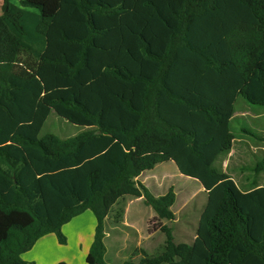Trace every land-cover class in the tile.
<instances>
[{
	"label": "trees",
	"instance_id": "obj_1",
	"mask_svg": "<svg viewBox=\"0 0 264 264\" xmlns=\"http://www.w3.org/2000/svg\"><path fill=\"white\" fill-rule=\"evenodd\" d=\"M18 2L0 15V264H34L22 256L50 234L66 245L87 211V263L104 264L120 201L176 218L174 188L156 197L138 180L169 161L207 205L192 244L159 224L164 249L141 264H264V187L243 191L216 166L237 98L264 105V0ZM52 112L87 130L40 138Z\"/></svg>",
	"mask_w": 264,
	"mask_h": 264
},
{
	"label": "rangeland",
	"instance_id": "obj_2",
	"mask_svg": "<svg viewBox=\"0 0 264 264\" xmlns=\"http://www.w3.org/2000/svg\"><path fill=\"white\" fill-rule=\"evenodd\" d=\"M235 111L230 127L237 140L236 150L239 151L240 146L249 147L248 154L253 156L249 155L243 160L238 156L228 158L229 153L222 154L216 166L223 172L227 171L241 187L244 180L259 181L264 185V170L259 172L256 169L257 165L264 161V141L260 143V138H264V105L250 103L243 96H239ZM86 130L87 128L74 125L52 112L41 131L40 138L52 134L66 140ZM138 180L156 197L164 196L174 188L178 196L176 204L172 207L176 218L159 219L143 198L129 197L120 201L105 222L104 242L107 251L104 255V264L127 262L141 264L144 255L153 256L161 253L166 234L159 229L160 225L168 226L172 230L177 244H192L196 238L199 221L208 201L201 183L183 176L172 161L159 164L154 170L145 172ZM130 201L133 202L126 221L125 212ZM123 209V218L120 223H116L115 217ZM156 227L158 230H155ZM95 229V216L92 211H87L64 226L63 233L68 238L66 245L60 244L54 234L48 235L38 241L22 258L26 261L30 259L36 261L37 263L31 262L34 264H51L60 259L67 264H89L83 254H79L78 257L81 248H78L77 243L79 236H84L90 241L89 235L94 234ZM74 252L77 255L75 259Z\"/></svg>",
	"mask_w": 264,
	"mask_h": 264
},
{
	"label": "crops",
	"instance_id": "obj_3",
	"mask_svg": "<svg viewBox=\"0 0 264 264\" xmlns=\"http://www.w3.org/2000/svg\"><path fill=\"white\" fill-rule=\"evenodd\" d=\"M15 4H19V2H18V0H12ZM2 4H3V1L2 2H0V15H1V6H2ZM238 99V98H237ZM236 102H237V100H236ZM236 104V103H235ZM235 113H236V111H235ZM235 113H234V116H233V118H232V120L234 119V117H235ZM261 141H264L263 139L262 140H260V143H263V142H261ZM236 142H237V140H236V138H235V140L233 141V146H232V149H231V151H230V153L228 154V158H233V157H236V156H238V158H240V159H247V157L250 155V156H253V155H251V154H248V149L247 148H249V147H245V146H240V150L239 151H237L236 150ZM252 147H250V149H251ZM236 153H238V155H236ZM221 158V157H220ZM219 161V160H218ZM158 166V165H157ZM155 169V168H154ZM153 169V170H154ZM225 173H227L228 174V172L227 171H224ZM145 174V172L142 174V175H144ZM141 175V176H142ZM229 176H231L230 174H228ZM140 176V177H141ZM139 177V178H140ZM232 177V176H231ZM138 178V179H139ZM190 178V177H189ZM232 179H234L233 177H232ZM235 180V179H234ZM236 182V181H235ZM237 183V182H236ZM243 184V187H241L238 183H237V185L240 187V189L241 190H243V191H250V190H252V189H254L255 187H264V185L263 184H260V182L259 181H249V182H246L245 180H244V182L242 183ZM147 187V186H146ZM204 189V188H203ZM177 195V194H176ZM178 197V196H177ZM207 197H208V195H207ZM141 199V198H140ZM136 200V199H135ZM134 200V201H135ZM132 202L133 201H130L129 202V205L127 206V209H126V212H125V220L127 221L128 220V216H129V212H130V207H131V204H132ZM177 202V201H176ZM176 204V203H175ZM81 216V215H80ZM79 217V216H78ZM77 218V217H76ZM131 220V219H130ZM73 221V220H72ZM71 221V222H72ZM70 222V223H71ZM69 224V223H68ZM67 225V224H66ZM64 228V227H63ZM50 235H53V234H50ZM55 235V234H54ZM94 235H95V233L94 234H92V235H89L90 236V241L89 240H86V237H84V236H79V238H78V248H81V251H80V253H78L77 255H78V257L80 256L79 254H83L85 257H86V259H87V256H88V254H89V250H90V247H91V244H92V242H93V240H94ZM55 237H56V235H55ZM42 239H44V238H42ZM55 239V238H54ZM57 239V238H56ZM76 255V253L74 252L73 253V256H74V259H75V257L77 256ZM28 262H34V263H37L36 261H33L32 259H30V260H27ZM60 262H62V260L60 259V260H56V261H54L53 263H51V264H58V263H60Z\"/></svg>",
	"mask_w": 264,
	"mask_h": 264
}]
</instances>
